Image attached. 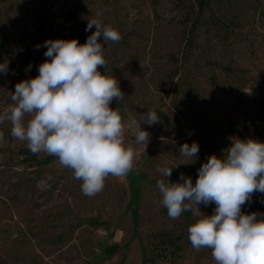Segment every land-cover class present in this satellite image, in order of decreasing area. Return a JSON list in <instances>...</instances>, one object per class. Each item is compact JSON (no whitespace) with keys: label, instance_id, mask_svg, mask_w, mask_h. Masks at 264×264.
I'll return each instance as SVG.
<instances>
[{"label":"rangeland","instance_id":"obj_1","mask_svg":"<svg viewBox=\"0 0 264 264\" xmlns=\"http://www.w3.org/2000/svg\"><path fill=\"white\" fill-rule=\"evenodd\" d=\"M201 2L0 0V62H8L0 110L16 83L38 75L45 40L85 43L95 31H85L88 19L101 10L122 35L104 46L106 70L125 94L111 107L125 119L149 108L160 116L141 125L151 137L146 149L125 128L135 167L125 178L109 176L93 197L56 157L32 154L10 123L0 125V264H215L210 249L197 252L188 240L201 215L195 207L173 220L160 205L157 167L168 160L170 182L183 173L195 184L201 165L223 156L232 137L264 142V0H207L202 9ZM185 142L199 144L195 161L179 154ZM214 208L199 206L206 215ZM242 211L264 213V193Z\"/></svg>","mask_w":264,"mask_h":264},{"label":"clouds","instance_id":"obj_2","mask_svg":"<svg viewBox=\"0 0 264 264\" xmlns=\"http://www.w3.org/2000/svg\"><path fill=\"white\" fill-rule=\"evenodd\" d=\"M102 16L98 10L88 19L85 31L93 26L95 31L83 44L75 38L45 40L46 59L38 75L16 83L12 103L0 110V125L10 123L14 139L26 142L32 154L56 157L81 181L88 197L102 192L109 176L125 178L135 167L136 151L125 142V128L133 133L135 144L146 149L151 137L141 125L160 122L152 108L139 119H125L111 107L125 94L106 70L104 46L120 42L122 35L104 24ZM0 73H8V62H0ZM4 139L0 131V145ZM199 151L197 142H185L178 149L190 161ZM223 151V156L212 154L201 165L195 184L183 173L180 181L170 182L173 168L165 160L157 167L163 177L156 185L159 203L173 220L195 207L201 215L188 227V240L197 252L210 249L215 264H264V213L242 211L254 193H264V142L232 137ZM213 203L212 215L200 212L201 204Z\"/></svg>","mask_w":264,"mask_h":264},{"label":"trees","instance_id":"obj_3","mask_svg":"<svg viewBox=\"0 0 264 264\" xmlns=\"http://www.w3.org/2000/svg\"><path fill=\"white\" fill-rule=\"evenodd\" d=\"M207 3V0H202V2L200 3V8L202 9Z\"/></svg>","mask_w":264,"mask_h":264}]
</instances>
